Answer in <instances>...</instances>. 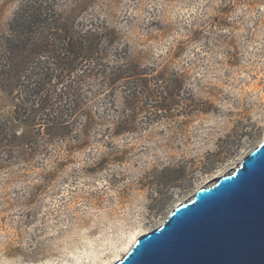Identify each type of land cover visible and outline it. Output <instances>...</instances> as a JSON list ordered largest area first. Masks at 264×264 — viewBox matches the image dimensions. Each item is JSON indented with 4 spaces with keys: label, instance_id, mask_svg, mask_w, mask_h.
I'll use <instances>...</instances> for the list:
<instances>
[{
    "label": "rangeland",
    "instance_id": "obj_1",
    "mask_svg": "<svg viewBox=\"0 0 264 264\" xmlns=\"http://www.w3.org/2000/svg\"><path fill=\"white\" fill-rule=\"evenodd\" d=\"M22 25L32 50L61 36L89 58L53 78ZM41 71L69 131L26 160L46 125L15 104ZM0 119L18 138L0 145V264H113L262 139L264 0H0Z\"/></svg>",
    "mask_w": 264,
    "mask_h": 264
},
{
    "label": "water",
    "instance_id": "obj_2",
    "mask_svg": "<svg viewBox=\"0 0 264 264\" xmlns=\"http://www.w3.org/2000/svg\"><path fill=\"white\" fill-rule=\"evenodd\" d=\"M113 264H264V129L238 166L176 205Z\"/></svg>",
    "mask_w": 264,
    "mask_h": 264
},
{
    "label": "trees",
    "instance_id": "obj_3",
    "mask_svg": "<svg viewBox=\"0 0 264 264\" xmlns=\"http://www.w3.org/2000/svg\"><path fill=\"white\" fill-rule=\"evenodd\" d=\"M28 12V11H27ZM25 12L24 16H22V22H24L23 25L26 24V29L33 25H40L42 24L43 20H41L40 12L32 11L28 12L26 14ZM29 24V25H28ZM23 25L21 26V34L24 36L26 35V60L29 59V57L32 54H36L39 52H42L44 55H52V58L58 60V63L55 64V67L52 68L54 70V74H52L53 78H59L62 73H65L66 71L72 72L73 66L72 62L75 60H87L89 58L90 50L85 49L84 44L79 43L77 45V48L73 51L71 49L72 45L69 40H67V43L70 46L65 45V38L59 37L56 39H49V42L47 43L45 40L39 43L41 49L40 51L32 50V42L34 41V37L27 36L28 30H26ZM40 27V26H39ZM42 34H46L48 32V27L42 25L41 27ZM45 30V31H44ZM62 30V29H61ZM20 34V35H21ZM21 35V36H22ZM41 38H46L42 36ZM24 42V43H25ZM98 45V44H97ZM96 48V46H95ZM68 49V50H67ZM61 51V52H60ZM64 51V52H63ZM60 52V54H59ZM65 52L68 53L69 56L63 57L65 55ZM92 52V51H91ZM118 70H115L112 74L117 73ZM103 72H101L102 74ZM45 72H39L38 74H34L35 78L38 79V81L26 84V99L19 100L15 105V113L16 118L18 120H22V122H26V125H29L31 127H43V129H39V132H37V135L33 138H26V160L31 157L32 155L38 153H46L47 152V145L49 146L52 141L58 139L59 137L63 136L65 133H67L68 127L65 125V120L60 116L59 118L56 116L57 113L62 112L63 110L67 111L68 108H64L59 105V108L56 110L57 104H61L59 102H55L53 104L54 110L51 113V98L52 95L48 92L53 91V88L56 87L58 84L54 82V84H51L48 79L45 78L48 77ZM74 101L77 106V110L79 111L81 107L84 104V94L82 93V90L77 89L75 91ZM26 106V107H25ZM20 113V114H18ZM26 115V117H25ZM87 116L86 113L82 114ZM19 116V117H18ZM26 118V120H25ZM90 124H87L85 127V130L83 132H87L90 128ZM41 130H43L41 132ZM41 132V133H40ZM43 133V135H41ZM17 137L14 134H11L8 132L7 127L5 123L0 119V145L3 146H12L16 145ZM41 139V140H40ZM8 158H5L4 162H9L11 159V154H7ZM2 163V162H0ZM163 173V172H161Z\"/></svg>",
    "mask_w": 264,
    "mask_h": 264
},
{
    "label": "bare ground",
    "instance_id": "obj_4",
    "mask_svg": "<svg viewBox=\"0 0 264 264\" xmlns=\"http://www.w3.org/2000/svg\"><path fill=\"white\" fill-rule=\"evenodd\" d=\"M180 204V203H179ZM137 240V239H136Z\"/></svg>",
    "mask_w": 264,
    "mask_h": 264
}]
</instances>
